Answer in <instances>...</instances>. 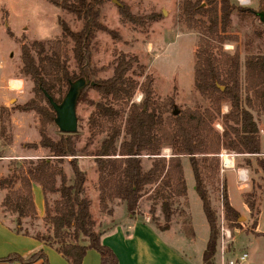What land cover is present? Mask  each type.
<instances>
[{
	"label": "trees",
	"instance_id": "1",
	"mask_svg": "<svg viewBox=\"0 0 264 264\" xmlns=\"http://www.w3.org/2000/svg\"><path fill=\"white\" fill-rule=\"evenodd\" d=\"M48 1L73 15L80 27L72 30L60 19L59 38L22 44L20 72L32 80L34 97L19 108L36 112L43 125L52 122L54 111L44 93L60 102L71 82L85 78L93 84L82 90L77 103L84 101L94 110L87 120L90 132L82 148L76 146V132L59 133L57 139H52L41 127L39 141L25 148H45L48 156L16 163L11 172L0 177V191L3 192L0 209L12 217L14 232L53 248L68 264H82L88 249L99 254L100 264H119L112 249L100 240L102 233L115 225V220L111 219L110 226L95 229L91 200L85 194L87 177L80 155L93 156L99 209L103 214L111 216L114 204L122 203L129 217L135 219L138 203L147 195L151 210L158 204L167 225L178 212V201L187 196L181 163V157L186 156L194 190L209 228L201 261L214 264L218 232L206 177H218L220 161L217 155L221 150L255 157L261 153L259 130L250 107L264 108V22L253 9L229 0H181L179 20L190 29L196 28L199 35L193 85L206 104L164 117L166 108L173 107V100L167 98L159 103L154 97L152 79L144 76L138 80L144 71L135 55L118 53L111 76L93 78L91 45L95 33L107 32L114 39L119 38L100 21V8L109 0ZM259 1L264 4V0ZM117 7L123 24H143L159 17L151 13L140 18L120 2ZM234 14L239 24L248 21L251 26L242 39L245 53L242 63L237 45L232 51L223 49L226 43L239 42V30L233 29ZM70 60L75 69H70ZM242 65L248 92L244 98ZM88 89H94L99 100L88 99L85 95ZM136 91L142 94L139 102L132 100ZM223 104L228 106L226 112L221 111ZM7 117L8 110L0 107V138L4 141L0 142V157L11 142L4 126ZM215 122L221 124V131L214 128ZM98 135H102L98 147L93 153L84 154L87 145ZM164 148L171 151L168 157L162 154ZM144 156L150 161L148 167L143 165ZM67 158L69 174L60 165ZM257 161L264 172V160ZM33 184L41 189L42 218L38 217L34 205ZM246 195L245 204L253 210L255 202L248 200L253 192ZM50 196L54 198L50 200ZM221 203L225 219L240 227L238 213L229 203L225 182L222 183ZM38 220L44 231H31ZM259 236L264 237V230L257 232L256 237ZM38 259L49 264L42 250L26 258L17 253L0 257V261L22 264Z\"/></svg>",
	"mask_w": 264,
	"mask_h": 264
},
{
	"label": "rangeland",
	"instance_id": "2",
	"mask_svg": "<svg viewBox=\"0 0 264 264\" xmlns=\"http://www.w3.org/2000/svg\"><path fill=\"white\" fill-rule=\"evenodd\" d=\"M229 1L241 6L237 0ZM118 2L126 4L130 12L140 18L151 13L159 14V17L152 22L145 23L144 21L143 24H123L120 22ZM180 2L181 0H109L100 8V21L119 38L114 39L107 32L98 31L95 33L91 45V62L95 79L111 76L114 59L118 53L135 55L138 64L143 67L144 71L143 76L138 77V80L141 81L144 76H149L152 79L154 97L159 103L167 98L173 100V107L166 108L164 117L170 116L174 111L178 114L187 108L194 109L206 104L193 85L194 54L199 35L196 28L190 29L183 21L179 20ZM249 8L264 13V4H261L259 0H251ZM60 19L64 20L72 30H77L80 27V22L73 15L55 7L48 0H0V107L8 110L4 126L6 135L11 137V142L5 146L0 157V177L11 172L16 163L21 164L28 159L35 160L48 156V150L45 148H25V145L39 141L41 127H44L45 134L50 138L57 139L59 137L60 132L53 121L43 125L36 112L24 111L19 107L34 97L32 80L20 72L21 46L29 44L33 40L59 38L61 29L58 21ZM232 23L233 29L239 30V42L226 43L223 45V49L232 51L237 45L242 63L245 57L242 39L244 33L249 31L251 26L248 21L239 24L235 14L232 16ZM70 69H75L72 60H70ZM12 82L18 84V87H12ZM241 83L242 97L244 98L248 92L245 89L243 65L241 67ZM85 95L94 101L100 98L94 89H88ZM141 98L140 91H136L132 100L139 102ZM227 107L223 104L221 111L226 112ZM93 110L94 107L84 101L77 103V148H82L87 143L90 132L87 120ZM250 110L258 126L261 153L258 157L223 150L219 153H222L226 159L233 160L234 170L238 171L237 169L240 167L243 169L247 178L245 182L238 181V186L246 184L241 195L235 190L231 173L226 169L225 173H221L219 154L217 155L220 161L218 179L206 177V185L211 206L215 210V225L217 224L215 228H217L218 240L220 210L223 212L222 183L226 184V175L229 176L227 183L229 200L231 205L239 210L237 211V222L241 225L237 227L224 217L225 225L231 234L230 239H227V257H234L245 251L248 255L247 259L240 264H264V237H256L257 232L264 230V172L257 161L264 160V108L254 106L250 107ZM214 128L218 131L222 130L219 122L214 123ZM101 137L102 135L96 136L87 145L84 154L93 153L94 149L98 147ZM0 142H4L2 138H0ZM170 153L169 148L162 150V154L170 155ZM67 160L68 158L64 159L60 165L69 174L70 168ZM80 160H82L81 165L86 171L85 194L91 200L90 210L96 222L95 229L110 226L111 218L130 219L122 203L114 204L111 216L100 211L96 188L97 173L93 156L80 155ZM246 160H249V164ZM181 163L187 186V196L178 201V212L170 223L167 225L163 220L158 204L153 211L151 210V200L147 195L140 199L134 214L137 219L145 220L157 230L164 231L163 234L166 238L180 250L186 252V246L189 244L188 253H186L192 264H201L200 255L204 249L209 228L203 217L200 199L194 190L193 174L188 158L182 156ZM149 164L150 161L144 156L143 165L148 167ZM247 192H253V196L248 198L255 202L253 210H250L245 204ZM2 195L3 192L0 191V200ZM53 198L54 196H50V200ZM40 199L43 198L37 197V201L44 208L43 200L40 201ZM245 206L246 209L242 210ZM229 224L234 227H230ZM37 230L44 231L43 224L39 220L31 228V231ZM16 243L18 242L16 241ZM213 259L216 264V255Z\"/></svg>",
	"mask_w": 264,
	"mask_h": 264
},
{
	"label": "crops",
	"instance_id": "3",
	"mask_svg": "<svg viewBox=\"0 0 264 264\" xmlns=\"http://www.w3.org/2000/svg\"><path fill=\"white\" fill-rule=\"evenodd\" d=\"M250 5L251 0L248 6L250 7ZM164 155L168 157V154ZM230 161L233 162V160ZM225 169L231 173L235 190L241 195L243 188L246 186V184L238 186V172L242 168H238V171L234 170L233 167H227ZM225 169L223 170L224 173ZM228 180L229 176L226 175V191ZM32 191L37 215L39 218H42L44 208H42L37 201V197H42L40 186L33 184ZM227 196L229 200L228 191ZM42 200L43 199H40V201ZM229 203L231 205L230 200ZM244 209H246V206L242 208V210ZM235 210L239 211L237 209ZM203 217L206 222L204 215ZM129 218L128 220L111 218L115 220V225L104 231L100 237L101 242L112 249L119 264H192L187 255L189 244L186 246V253L170 242L163 234L164 231L157 230L145 220ZM206 225H208L207 222ZM206 240L207 238L205 239V243ZM16 241L18 243H16ZM40 250L46 255L48 263L68 264V262L53 248L44 245L30 236L16 235L13 230L12 217L7 213H3L0 209V257H4L11 253H17L21 257L26 258L32 253ZM0 264L22 263L0 261ZM26 264H43V262L41 259H38ZM82 264H100L99 254L94 249H88L82 259Z\"/></svg>",
	"mask_w": 264,
	"mask_h": 264
},
{
	"label": "water",
	"instance_id": "4",
	"mask_svg": "<svg viewBox=\"0 0 264 264\" xmlns=\"http://www.w3.org/2000/svg\"><path fill=\"white\" fill-rule=\"evenodd\" d=\"M164 14V11H162ZM259 20L264 22V13L256 12ZM85 78H78L69 84V87L60 102H55L48 94L44 93L48 103L54 111L53 122L60 133L73 134L77 131L78 117L76 106L82 90L87 85H92ZM223 89V87H221ZM176 114V111L173 112Z\"/></svg>",
	"mask_w": 264,
	"mask_h": 264
},
{
	"label": "built area",
	"instance_id": "5",
	"mask_svg": "<svg viewBox=\"0 0 264 264\" xmlns=\"http://www.w3.org/2000/svg\"><path fill=\"white\" fill-rule=\"evenodd\" d=\"M238 4L241 6H248L250 0H237ZM221 157V167L220 171L221 173L223 170L227 167H232L233 162H227L225 157H223L222 153L219 154ZM230 161V160H229ZM246 176L243 170H240L238 172V181L240 182H245L246 181ZM219 237L218 240L216 241V264H240L244 262L247 259V252L242 251L241 253H238L234 257H227V239H230V230L229 228L225 225V220L223 216V212L220 210L219 214Z\"/></svg>",
	"mask_w": 264,
	"mask_h": 264
},
{
	"label": "bare ground",
	"instance_id": "6",
	"mask_svg": "<svg viewBox=\"0 0 264 264\" xmlns=\"http://www.w3.org/2000/svg\"><path fill=\"white\" fill-rule=\"evenodd\" d=\"M11 85H12V87H15V88H17V87H18V84H16V83H13V82L11 83ZM227 162H228V163H229V162L231 163V161H229V160H227Z\"/></svg>",
	"mask_w": 264,
	"mask_h": 264
}]
</instances>
